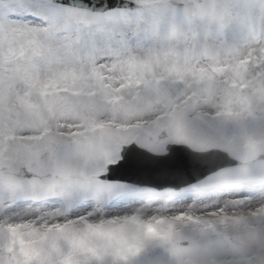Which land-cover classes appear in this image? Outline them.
Returning <instances> with one entry per match:
<instances>
[{
    "label": "snow or ice",
    "instance_id": "obj_1",
    "mask_svg": "<svg viewBox=\"0 0 264 264\" xmlns=\"http://www.w3.org/2000/svg\"><path fill=\"white\" fill-rule=\"evenodd\" d=\"M0 264H264V0H0Z\"/></svg>",
    "mask_w": 264,
    "mask_h": 264
}]
</instances>
